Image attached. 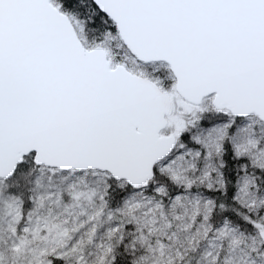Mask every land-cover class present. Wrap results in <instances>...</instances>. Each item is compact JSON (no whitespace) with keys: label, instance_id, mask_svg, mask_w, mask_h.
I'll return each instance as SVG.
<instances>
[{"label":"snow or ice","instance_id":"snow-or-ice-1","mask_svg":"<svg viewBox=\"0 0 264 264\" xmlns=\"http://www.w3.org/2000/svg\"><path fill=\"white\" fill-rule=\"evenodd\" d=\"M0 264H264V0H0Z\"/></svg>","mask_w":264,"mask_h":264}]
</instances>
